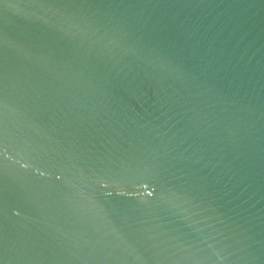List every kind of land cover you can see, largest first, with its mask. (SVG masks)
Segmentation results:
<instances>
[{
	"label": "water",
	"instance_id": "water-1",
	"mask_svg": "<svg viewBox=\"0 0 264 264\" xmlns=\"http://www.w3.org/2000/svg\"><path fill=\"white\" fill-rule=\"evenodd\" d=\"M0 264H264V0H0Z\"/></svg>",
	"mask_w": 264,
	"mask_h": 264
},
{
	"label": "bare ground",
	"instance_id": "bare-ground-1",
	"mask_svg": "<svg viewBox=\"0 0 264 264\" xmlns=\"http://www.w3.org/2000/svg\"><path fill=\"white\" fill-rule=\"evenodd\" d=\"M1 152V151H0ZM2 153V152H1Z\"/></svg>",
	"mask_w": 264,
	"mask_h": 264
}]
</instances>
